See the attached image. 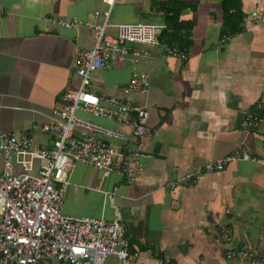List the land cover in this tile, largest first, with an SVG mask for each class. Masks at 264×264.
I'll use <instances>...</instances> for the list:
<instances>
[{
	"label": "crops",
	"instance_id": "obj_1",
	"mask_svg": "<svg viewBox=\"0 0 264 264\" xmlns=\"http://www.w3.org/2000/svg\"><path fill=\"white\" fill-rule=\"evenodd\" d=\"M240 4L242 30L221 43L224 19L233 14L221 0L114 3L107 34L137 22L161 32L159 45L136 46L147 54L137 67L148 77L145 94L129 88L133 66L128 58L91 75L90 91L144 107L153 130L136 142L149 157L134 184L117 175L99 178L93 167L80 164L68 173L62 213L110 222L118 212L129 252L138 254L130 262L109 255L103 264H159L160 259L168 264H250L227 259L226 253L237 248H246L256 264H264V21L255 24L251 18L252 12L264 18V0ZM115 7L128 10L132 18L112 20ZM106 9V0H0V132L31 130L37 145H43L48 137L41 126L55 101L78 87L76 54L95 43L93 30L52 27L47 19L84 23ZM163 32L168 35L161 37ZM177 35L186 36L187 44ZM173 43L187 53L185 61L163 52V45ZM255 111L260 121L246 131L247 115ZM238 149L255 161L230 162L219 172L186 178ZM170 182L176 186L165 187ZM103 192H112V199Z\"/></svg>",
	"mask_w": 264,
	"mask_h": 264
},
{
	"label": "built area",
	"instance_id": "obj_2",
	"mask_svg": "<svg viewBox=\"0 0 264 264\" xmlns=\"http://www.w3.org/2000/svg\"><path fill=\"white\" fill-rule=\"evenodd\" d=\"M116 0H106L107 9L82 23L76 18H48L52 27L77 30L81 25L95 33L90 51L76 54L74 61L78 87L59 95L41 132L48 138L38 146L32 131L0 132V264H103L109 255L130 262L137 253L129 252L126 228L118 212L114 220L71 217L62 213L64 195L70 182L68 173L75 164L91 166L103 178L117 175L123 183L134 184L143 172L148 154L136 146L150 137L148 111L129 100L90 91L91 75L108 63L129 59L133 66L129 88L145 94L148 77L138 70L145 50L137 45L157 46L160 30L153 24L137 22L116 26V34L106 33L110 11ZM253 23L264 21L251 14ZM101 20V22L99 21ZM229 40L223 36L221 43ZM163 52L185 61L188 55L176 43L162 46ZM89 117L128 129L104 127ZM259 114L250 112L244 125L255 129ZM97 136V137H96ZM255 161L243 150H235L217 161L206 163L186 178L219 172L230 162ZM175 182L165 185L174 188ZM111 200L112 192H103ZM228 235V234H227ZM229 237V236H228ZM229 240V238H228ZM227 259L249 260L246 248L230 249ZM159 264H168L158 260Z\"/></svg>",
	"mask_w": 264,
	"mask_h": 264
},
{
	"label": "trees",
	"instance_id": "obj_3",
	"mask_svg": "<svg viewBox=\"0 0 264 264\" xmlns=\"http://www.w3.org/2000/svg\"><path fill=\"white\" fill-rule=\"evenodd\" d=\"M240 1L241 0H221V4H222L223 8L225 10H227V12L231 9L233 10V14L226 15V17L224 19V23H223V27H222V33H221L223 36H229L230 37V36H233L242 30L241 23H242V18H243L242 16L243 15L240 12L241 11L240 10L241 9ZM169 20L171 21V23L174 21L173 18H170ZM164 32L162 33L161 37L168 35V34H165ZM174 35H176V33ZM187 35H188V33H187ZM176 39H177V41H180L184 45L187 44L186 36L184 38L183 36L177 35ZM169 42H171V41H169Z\"/></svg>",
	"mask_w": 264,
	"mask_h": 264
},
{
	"label": "rangeland",
	"instance_id": "obj_4",
	"mask_svg": "<svg viewBox=\"0 0 264 264\" xmlns=\"http://www.w3.org/2000/svg\"><path fill=\"white\" fill-rule=\"evenodd\" d=\"M118 12H120V14H118ZM118 15H119V18L122 21H128V19L132 18V15L130 13L128 14V10L123 9V8L117 10V8L115 7L111 19L112 20L115 19ZM93 171H96L97 172V174L99 175V178L102 177L101 174H100V172L98 170L93 169ZM53 264H56V263H53Z\"/></svg>",
	"mask_w": 264,
	"mask_h": 264
}]
</instances>
